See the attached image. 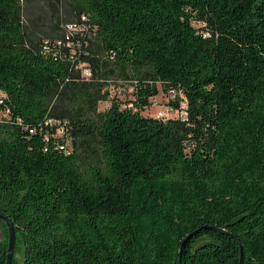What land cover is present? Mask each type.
<instances>
[{"label":"trees","instance_id":"16d2710c","mask_svg":"<svg viewBox=\"0 0 264 264\" xmlns=\"http://www.w3.org/2000/svg\"><path fill=\"white\" fill-rule=\"evenodd\" d=\"M32 2L0 0L12 264H264V0Z\"/></svg>","mask_w":264,"mask_h":264},{"label":"rangeland","instance_id":"374dc122","mask_svg":"<svg viewBox=\"0 0 264 264\" xmlns=\"http://www.w3.org/2000/svg\"><path fill=\"white\" fill-rule=\"evenodd\" d=\"M29 15L32 17H41V21L43 22L44 25V31H47L46 27H52L54 24L50 23L47 9L45 8V4L43 0H33V2L29 5ZM118 89V86L110 87L109 92H116ZM124 95L128 97L127 92H124ZM160 96V95H159ZM168 103V99L160 96L158 97L154 102L153 106L148 109V111L142 112V116L144 117H157L159 113L163 112L166 110ZM4 231L0 227V239H4ZM5 240V239H4ZM15 261L16 264L21 263V252L17 250L16 255H15Z\"/></svg>","mask_w":264,"mask_h":264},{"label":"water","instance_id":"95a60500","mask_svg":"<svg viewBox=\"0 0 264 264\" xmlns=\"http://www.w3.org/2000/svg\"><path fill=\"white\" fill-rule=\"evenodd\" d=\"M0 222L4 223L7 231V256L6 264H12L16 248V231L12 222L0 215Z\"/></svg>","mask_w":264,"mask_h":264},{"label":"built area","instance_id":"2783aa9c","mask_svg":"<svg viewBox=\"0 0 264 264\" xmlns=\"http://www.w3.org/2000/svg\"><path fill=\"white\" fill-rule=\"evenodd\" d=\"M83 77H84V79H88L90 77L89 70H87V69L83 70ZM124 92L125 91L122 87H118L116 92H110V94H111V96L117 95L120 97V96H124ZM170 95H171L172 99L175 98L174 93H171ZM178 116L181 118L186 117L185 111L176 112V111L172 110L170 107H166V110L159 113V115L156 118L165 120L168 118H174V117H178Z\"/></svg>","mask_w":264,"mask_h":264}]
</instances>
